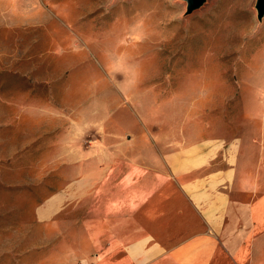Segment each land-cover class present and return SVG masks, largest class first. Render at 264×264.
Wrapping results in <instances>:
<instances>
[{
  "label": "rangeland",
  "instance_id": "1",
  "mask_svg": "<svg viewBox=\"0 0 264 264\" xmlns=\"http://www.w3.org/2000/svg\"><path fill=\"white\" fill-rule=\"evenodd\" d=\"M257 1L0 0V264H93L94 198L42 215L79 176L59 161L197 134L261 145Z\"/></svg>",
  "mask_w": 264,
  "mask_h": 264
},
{
  "label": "crops",
  "instance_id": "2",
  "mask_svg": "<svg viewBox=\"0 0 264 264\" xmlns=\"http://www.w3.org/2000/svg\"><path fill=\"white\" fill-rule=\"evenodd\" d=\"M170 138L59 161L79 179L43 218L94 198L93 264H264V140Z\"/></svg>",
  "mask_w": 264,
  "mask_h": 264
},
{
  "label": "water",
  "instance_id": "3",
  "mask_svg": "<svg viewBox=\"0 0 264 264\" xmlns=\"http://www.w3.org/2000/svg\"><path fill=\"white\" fill-rule=\"evenodd\" d=\"M187 2L186 15H191L194 11L198 10L203 6L207 0H184ZM256 9L258 11V19L262 20L264 17V0H258Z\"/></svg>",
  "mask_w": 264,
  "mask_h": 264
}]
</instances>
